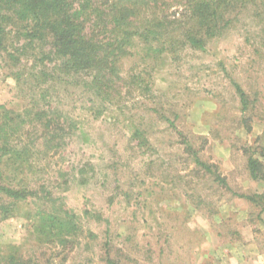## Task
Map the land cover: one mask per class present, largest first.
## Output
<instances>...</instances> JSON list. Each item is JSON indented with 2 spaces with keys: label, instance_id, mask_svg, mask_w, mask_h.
I'll return each instance as SVG.
<instances>
[{
  "label": "rangeland",
  "instance_id": "obj_1",
  "mask_svg": "<svg viewBox=\"0 0 264 264\" xmlns=\"http://www.w3.org/2000/svg\"><path fill=\"white\" fill-rule=\"evenodd\" d=\"M243 24L205 52H188L178 63L167 62L154 78L157 103L149 98L143 100L145 105L129 103L98 116L88 110V95L70 91L56 99L57 92L51 91L53 106L74 118L77 128L58 154H39L31 176L48 194L40 193V201L28 202L2 223L0 245L26 242V255L41 256L44 247L29 228L37 211L54 208L48 202L52 197L56 209L62 205L77 215L82 229V243L70 260L56 259L54 264H105L101 246L108 228L113 245L128 254L123 264H264L263 256L255 255L264 252V215L261 221L259 210L248 201L212 191L217 186L212 176L189 186L196 180L191 175L194 164L180 158L178 145L182 131L195 139L203 161L216 165L234 191L263 192L264 186L250 177L243 149L264 147V122H253L250 134L238 129L239 99L223 71L240 82L252 100L259 98L257 111L264 118V60L253 59L259 45L244 32L256 31L255 25ZM31 89H19L0 68V106L18 113L34 101L40 108L50 105L49 98ZM162 106L171 119V109L181 113L177 131L150 110ZM132 125L147 130L152 150L137 146ZM199 138H208V143ZM52 254L47 249L45 258Z\"/></svg>",
  "mask_w": 264,
  "mask_h": 264
},
{
  "label": "trees",
  "instance_id": "obj_2",
  "mask_svg": "<svg viewBox=\"0 0 264 264\" xmlns=\"http://www.w3.org/2000/svg\"><path fill=\"white\" fill-rule=\"evenodd\" d=\"M250 21L256 31L245 28L246 38L255 36L259 45L253 59L264 60V0H0V68L19 89L38 90L36 94L49 98L50 104L40 108L34 101L30 109L18 113L0 106V226L23 205L40 201V193L48 194L44 185L38 189L33 183L36 160L40 153L58 154L77 128L74 118L53 106L51 91L57 92L56 99L70 91L88 95V110L98 116L129 103L145 105L143 100L149 98L157 103L154 78L167 62L178 63L188 52H205L211 43ZM223 71L239 99L238 129L250 134L253 122H264L257 111L261 101L257 96L252 100L248 90ZM160 109L150 108L157 119L177 131L181 113L171 109V119L163 106ZM132 128L137 146L152 150L147 130L137 125ZM178 135L180 158L194 164L191 175L196 180L188 185L212 176L217 185L212 191H227L231 197L248 201L259 210L262 221L264 190L234 191L216 165L203 161L195 139L182 131ZM199 139L203 145L208 143V138ZM243 151L248 155L250 177L264 186V147H244ZM50 200L54 208L37 211L29 228L35 242L44 247L42 257L26 255V242L9 243L0 245V264L70 260L82 243V229L75 213L62 205L56 209V199ZM110 233L106 229L102 260L123 264L128 254L113 245ZM90 236L97 238L93 232ZM127 240H131L129 235ZM47 249L53 252L51 259L45 258Z\"/></svg>",
  "mask_w": 264,
  "mask_h": 264
},
{
  "label": "crops",
  "instance_id": "obj_3",
  "mask_svg": "<svg viewBox=\"0 0 264 264\" xmlns=\"http://www.w3.org/2000/svg\"><path fill=\"white\" fill-rule=\"evenodd\" d=\"M255 253H256L255 255H256L257 257H261V256H263V258H264V252L261 253V252H259V251H256ZM248 254H252V252H251V251H248ZM248 254H247V255H248ZM257 263H258V264H261L262 262H261V261H257Z\"/></svg>",
  "mask_w": 264,
  "mask_h": 264
}]
</instances>
